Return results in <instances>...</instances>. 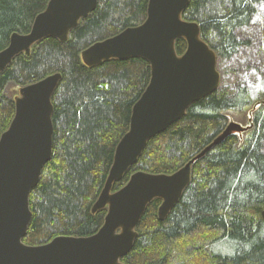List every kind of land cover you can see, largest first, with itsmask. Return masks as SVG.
I'll return each mask as SVG.
<instances>
[{
    "label": "trees",
    "instance_id": "obj_1",
    "mask_svg": "<svg viewBox=\"0 0 264 264\" xmlns=\"http://www.w3.org/2000/svg\"><path fill=\"white\" fill-rule=\"evenodd\" d=\"M49 0H0V51L14 33L27 34ZM148 0H98L96 9L73 29L67 43L46 38L19 55L0 74V136L14 116L13 97L26 86L54 74L61 82L53 97L52 156L30 192L32 213L23 243L35 246L57 236L86 237L103 222L92 215L112 164L114 150L128 130L131 110L150 79L139 59L111 60L87 68L79 54L96 41L139 25ZM264 0H190L183 19L197 22L201 39L222 61L248 45L237 32L248 27ZM264 49V31L262 34ZM186 49L178 40L175 50ZM255 109L253 110V108ZM251 113V115H250ZM252 127L231 135L193 164L180 201L162 221L152 201L137 228L124 264H264V97L248 88L221 87L194 102L186 115L149 141L135 165L112 186L122 188L137 172L172 174L233 121ZM218 244L230 252H216ZM225 248V249H226Z\"/></svg>",
    "mask_w": 264,
    "mask_h": 264
},
{
    "label": "water",
    "instance_id": "obj_2",
    "mask_svg": "<svg viewBox=\"0 0 264 264\" xmlns=\"http://www.w3.org/2000/svg\"><path fill=\"white\" fill-rule=\"evenodd\" d=\"M97 1L49 0L27 34L9 36L0 51V74L19 55L29 57L32 47L46 38L67 43L70 32L96 9ZM189 1L148 0L145 19L139 25L96 41L79 54L87 68L132 58L150 67L148 85L132 107L128 130L115 147L104 184L90 209L92 215L106 211L94 234L57 236L35 246L23 243L32 217L29 195L52 156V97L62 77L54 73L18 89L13 119L0 136V264H124L121 259L133 247L148 205L159 200L156 215L164 220L189 185L193 164L229 136L241 137L251 129V118L248 127L230 121L176 172L137 171L122 188L112 190L151 139L182 119L194 102L220 87L215 52L201 39L198 23L183 19ZM178 40L186 44L182 55L175 50ZM260 215L264 222V209Z\"/></svg>",
    "mask_w": 264,
    "mask_h": 264
},
{
    "label": "rangeland",
    "instance_id": "obj_3",
    "mask_svg": "<svg viewBox=\"0 0 264 264\" xmlns=\"http://www.w3.org/2000/svg\"><path fill=\"white\" fill-rule=\"evenodd\" d=\"M263 31L264 6L259 5L257 14L251 24L237 32L238 37L243 41H247L248 45L243 46L232 59L227 61L218 59L217 61L221 87L233 89L236 84L240 83L248 88L254 100L261 94L264 97ZM225 248V245L218 244L214 250L218 253H221V250L229 253L230 248Z\"/></svg>",
    "mask_w": 264,
    "mask_h": 264
},
{
    "label": "flooded vegetation",
    "instance_id": "obj_4",
    "mask_svg": "<svg viewBox=\"0 0 264 264\" xmlns=\"http://www.w3.org/2000/svg\"><path fill=\"white\" fill-rule=\"evenodd\" d=\"M21 87H23V86H21ZM20 88V87H19Z\"/></svg>",
    "mask_w": 264,
    "mask_h": 264
}]
</instances>
